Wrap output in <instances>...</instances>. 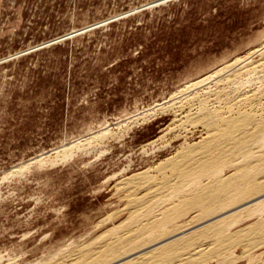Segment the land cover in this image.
Listing matches in <instances>:
<instances>
[{"label": "rangeland", "instance_id": "1", "mask_svg": "<svg viewBox=\"0 0 264 264\" xmlns=\"http://www.w3.org/2000/svg\"><path fill=\"white\" fill-rule=\"evenodd\" d=\"M263 47L264 0H0V264H63L122 226L147 194L127 179L208 137L189 98L264 92Z\"/></svg>", "mask_w": 264, "mask_h": 264}, {"label": "bare ground", "instance_id": "2", "mask_svg": "<svg viewBox=\"0 0 264 264\" xmlns=\"http://www.w3.org/2000/svg\"><path fill=\"white\" fill-rule=\"evenodd\" d=\"M100 25L73 32L35 49L69 39ZM257 52H262L264 58V47ZM251 65H240V75L248 76L253 69L255 72L257 65ZM206 78L189 85L192 91L197 85L202 88V83L209 77ZM220 81L216 84L219 85ZM244 83L229 81L219 86L217 92H210L209 87L205 88L209 92L203 90V95L196 93L189 98L188 107L184 104L187 111L183 108L185 115H177L184 124L191 119L200 121L196 125L203 124L208 137L183 149L179 156L175 155L176 159H168V164H160L157 177H150L153 173L150 175L148 170V177L144 172L146 175L134 176L126 183L123 180L128 188L140 185L136 188L147 192L144 199L136 195L132 200V214H129L132 217L122 226L121 223L120 227L115 226L100 235L92 244L83 245L79 252L76 250L78 253H74L77 254L75 257L71 254L72 258H66L68 260L63 264H264V92L250 89L243 93L240 88ZM247 83L251 88L250 82ZM223 90L236 92V95L231 93L235 96L232 100H224L229 106L220 107L214 103L216 106L211 107V97H217ZM189 125L195 127L191 121ZM228 168H233L231 174H226ZM154 172H158V169ZM120 189L127 190L125 187ZM132 194L127 197L131 198ZM128 202L131 203L130 199Z\"/></svg>", "mask_w": 264, "mask_h": 264}, {"label": "water", "instance_id": "3", "mask_svg": "<svg viewBox=\"0 0 264 264\" xmlns=\"http://www.w3.org/2000/svg\"><path fill=\"white\" fill-rule=\"evenodd\" d=\"M143 8L145 9L146 7H143ZM143 8H142V9H143Z\"/></svg>", "mask_w": 264, "mask_h": 264}]
</instances>
